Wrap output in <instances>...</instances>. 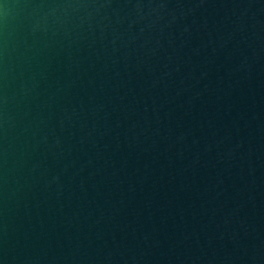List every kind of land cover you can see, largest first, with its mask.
I'll return each instance as SVG.
<instances>
[{
	"label": "water",
	"instance_id": "1",
	"mask_svg": "<svg viewBox=\"0 0 264 264\" xmlns=\"http://www.w3.org/2000/svg\"><path fill=\"white\" fill-rule=\"evenodd\" d=\"M0 264H264V0H0Z\"/></svg>",
	"mask_w": 264,
	"mask_h": 264
}]
</instances>
